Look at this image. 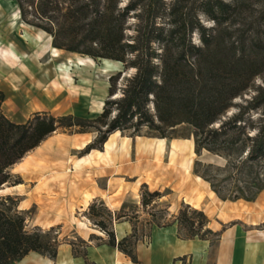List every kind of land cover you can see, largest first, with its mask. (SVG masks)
Segmentation results:
<instances>
[{"label": "trees", "instance_id": "trees-1", "mask_svg": "<svg viewBox=\"0 0 264 264\" xmlns=\"http://www.w3.org/2000/svg\"><path fill=\"white\" fill-rule=\"evenodd\" d=\"M16 1L28 23L52 36L53 47L119 61L124 70L109 77L103 111L92 118L38 111L16 122L2 110L6 95L0 89V187L19 184L12 166L60 127L97 133L83 152L102 148L117 130L175 138L183 127L197 155L207 150L225 159L194 163V173L218 197L257 198L264 189V83L256 82L264 79V0ZM211 170L219 171V179ZM168 193L144 185L141 203L147 207ZM86 214L106 232L108 244L139 262L137 213L115 214L95 200ZM123 218L132 232L117 240L114 223ZM172 222L181 238L212 236L213 244L218 239L207 214L190 205L167 223L153 219L151 224ZM53 231L27 229L18 199L0 195V264H15L30 251L55 259L59 240ZM79 242L84 249L74 247V253L85 255V242Z\"/></svg>", "mask_w": 264, "mask_h": 264}, {"label": "crops", "instance_id": "crops-1", "mask_svg": "<svg viewBox=\"0 0 264 264\" xmlns=\"http://www.w3.org/2000/svg\"><path fill=\"white\" fill-rule=\"evenodd\" d=\"M61 50L54 48V54L59 57ZM82 59L87 60L74 56L70 61ZM25 61V68L18 71L0 60V89L6 95L2 110L9 118L25 122L38 111L87 113L90 92L72 86L64 89L59 84L63 89L53 87L49 84L61 82L57 67L50 75L42 67V72L34 74V62H40ZM94 133L58 128L12 166L11 173L21 182L5 184L1 191L18 199L19 210L26 214L27 229L54 228L59 240L55 259L30 251L15 264H209L213 250V264H264V189L252 201L218 197L210 183L194 173L195 145L190 137L135 136L129 142L117 130L102 148L83 152L95 139ZM185 140L189 142L187 148ZM144 185L161 192L169 189L161 200L168 201L172 219L184 205L203 210L208 227L219 233L216 243H212V236L181 238L178 223L172 222L153 226L149 241L138 242L139 262L108 244L107 236L86 214L90 204L101 200L115 214L122 210L132 214L129 206L133 205L139 213ZM114 231L120 240L132 232V224L123 218L115 222ZM97 238L103 241L97 242ZM80 240L85 242V255L74 253V247L83 248Z\"/></svg>", "mask_w": 264, "mask_h": 264}, {"label": "rangeland", "instance_id": "rangeland-1", "mask_svg": "<svg viewBox=\"0 0 264 264\" xmlns=\"http://www.w3.org/2000/svg\"><path fill=\"white\" fill-rule=\"evenodd\" d=\"M206 23L208 25L212 24L210 21H206ZM40 33H42V35ZM26 35H29V37H27ZM22 36L23 37L25 36L27 39L25 38L26 40H24ZM195 39L196 41H198L196 36ZM51 42H52V36L50 34L28 23L22 17L19 5L16 0H0V60L9 67H11L12 69L17 67L16 69L18 71L20 69L22 70V68H25V63H24L26 62L25 60H27L29 63L34 62V60H37V62L39 61L40 63L34 62L35 65L33 66L35 68L33 69L34 70L33 72H35L34 74H39V72H42L41 70H39L42 67V69L46 68L47 69L46 71L50 75L52 71L55 73L54 66L55 68L57 67V69L59 70L58 73L60 74L61 82L60 83L52 82L51 84H49L48 82V84L52 85L53 87L55 86L60 87L59 85H61L64 86V89H66L68 86H72V89L75 88L76 90H82V91L86 90V92L88 93L90 92L91 94L90 100L88 102V107L86 109L87 113L81 116L89 117V118L96 117L103 111L104 102L108 97L109 77L112 74L117 73L118 71L124 70V64L117 63L116 67H105L102 58H93L91 56L82 55L79 53H73L66 50L59 51L60 56L57 57L56 55H54V53H56L54 51L55 47L52 46ZM74 56L80 58H86L87 60H83V59L82 60L88 62L87 64H85V62L81 61L82 63L80 64V66L78 65L79 68H75L73 71L69 70L71 72L69 74H71L73 78V82L69 83L67 82V80L61 78V77H65L66 75L62 69H65L64 66H67V64L69 68L72 67L71 66L72 62L70 61V59L71 60L74 59ZM53 57L55 58L54 60H52ZM19 64H21L22 67L18 66ZM18 71H16V74L19 76L20 79H24V77L20 75ZM25 73L30 74V71H26ZM125 73L129 74L131 73V70H128ZM89 79L91 80L88 81ZM256 82L264 83V79L258 78ZM87 84H90L91 86L88 87ZM60 88L63 89V87ZM52 114H54L55 116L61 115L56 111L52 112ZM63 128L64 127H60L59 131H61ZM73 129L77 131L80 130L79 128H73ZM86 131L92 132V130H86ZM94 134L97 135L96 132ZM122 134L124 135V137H128L129 142L131 139L134 138L136 139L137 137L135 136H141L142 138L152 137V136H148L145 131H142L141 135H135V134L133 135L132 132L129 130L122 131ZM175 134H176L175 138H187L185 136H188L189 129L188 128L184 129L183 127H180V130ZM190 138L193 137L191 136ZM188 143H189L188 140L183 141V144L186 148ZM192 157H193V163L196 160H200L202 161V163L205 164L225 163V159L221 160L219 159V157H214L210 153H206V152L205 153L203 152L201 155H197L196 153H193ZM165 158L166 160L168 159V154L165 155ZM200 170L201 172H203L204 168L200 167ZM210 174L216 179H219V171L211 170ZM220 175H224V174L220 173ZM12 176H13L12 179L18 177V175H13V174ZM0 195H4V192L1 191V187H0ZM167 202L168 201H166L165 198H162V200L161 197L156 198V200L153 201L149 206L144 207L142 205V207H140L139 209L140 212L135 214L138 217V220H135V223L138 226L139 236L142 238L141 240L149 241L151 228L155 225L157 226V224L155 223L151 224V221L153 219L161 223H167L168 220L172 219V215L168 209L169 205ZM134 208L135 207L133 205L129 206V212L135 213L136 209L133 210ZM121 212H125V211L122 210ZM103 217L108 219L107 215L105 214H103ZM100 230L102 231V233L106 235V232H103L102 229ZM55 231L51 232V235L57 237V233H55ZM214 256L215 253L213 250V252L211 253V260L209 264H213Z\"/></svg>", "mask_w": 264, "mask_h": 264}, {"label": "bare ground", "instance_id": "bare-ground-1", "mask_svg": "<svg viewBox=\"0 0 264 264\" xmlns=\"http://www.w3.org/2000/svg\"><path fill=\"white\" fill-rule=\"evenodd\" d=\"M43 31V30H42ZM41 35H42V33H40ZM27 37H29V35H26ZM22 38H24V40H26L27 38L24 36H22ZM26 38V39H25ZM23 40V41H24ZM54 55H57V54H54ZM103 60V63L105 64V67H116L117 66V63H121V62H119V61H115V60H111V59H102ZM72 63H71V68H69L68 67V64H67V66H64L65 67V69H62L64 72H65V77L66 78H68V79H71V80H73V78H72V75L71 74H69V73H71L69 70H71V71H73L75 68H79V66H80V64H81V62L80 61H76V62H74V61H71ZM79 65V66H78ZM60 69V68H59ZM104 70V69H103ZM109 70V69H108ZM62 71V72H63ZM114 71V70H113ZM60 75V74H59ZM204 153L206 152V153H210L209 151H207V150H204L203 151ZM211 154V153H210ZM212 156H214V157H219V156H217V155H213V154H211ZM219 159H221V160H224L223 158H221V157H219Z\"/></svg>", "mask_w": 264, "mask_h": 264}, {"label": "built area", "instance_id": "built-area-1", "mask_svg": "<svg viewBox=\"0 0 264 264\" xmlns=\"http://www.w3.org/2000/svg\"><path fill=\"white\" fill-rule=\"evenodd\" d=\"M103 232H105V231H103Z\"/></svg>", "mask_w": 264, "mask_h": 264}]
</instances>
